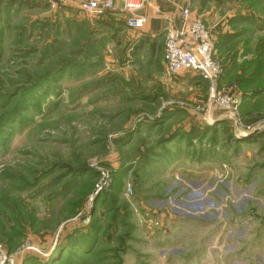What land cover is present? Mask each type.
Returning a JSON list of instances; mask_svg holds the SVG:
<instances>
[{"label":"rangeland","instance_id":"374dc122","mask_svg":"<svg viewBox=\"0 0 264 264\" xmlns=\"http://www.w3.org/2000/svg\"><path fill=\"white\" fill-rule=\"evenodd\" d=\"M184 1L232 118L121 15L0 0V264H264V0Z\"/></svg>","mask_w":264,"mask_h":264},{"label":"built area","instance_id":"2783aa9c","mask_svg":"<svg viewBox=\"0 0 264 264\" xmlns=\"http://www.w3.org/2000/svg\"><path fill=\"white\" fill-rule=\"evenodd\" d=\"M52 7L66 0H48ZM78 7L90 15H123L126 28L140 31L145 28L148 17L142 13L151 0H124L122 10L118 9L113 0H74ZM175 2V0H172ZM181 26L172 19H167L165 28L164 64L170 75L176 76L189 70L200 75L211 89V97L216 109L222 112H234L240 106V100L229 93L224 87L217 90L222 66L217 58L213 43V32L201 17L194 16L192 6L181 7ZM128 192H131L130 187ZM156 225L158 223H155ZM5 258L1 264H4Z\"/></svg>","mask_w":264,"mask_h":264},{"label":"crops","instance_id":"0c3cea01","mask_svg":"<svg viewBox=\"0 0 264 264\" xmlns=\"http://www.w3.org/2000/svg\"><path fill=\"white\" fill-rule=\"evenodd\" d=\"M116 7L122 10L124 0H113ZM142 1V0H133ZM152 5L144 7L142 13L148 17L147 25L143 30H140V39L138 44L140 47H154L155 41L158 38H164L165 40V28L167 25V19H172L177 26H181V7L185 5L184 0H151ZM119 15V14H118ZM122 22H124V16L121 15ZM126 27V26H125ZM162 63L164 64V53Z\"/></svg>","mask_w":264,"mask_h":264},{"label":"water","instance_id":"95a60500","mask_svg":"<svg viewBox=\"0 0 264 264\" xmlns=\"http://www.w3.org/2000/svg\"><path fill=\"white\" fill-rule=\"evenodd\" d=\"M213 99V98H212ZM211 106H214V100H212V103H211ZM226 115V117L228 118H232L234 117L233 115H235L233 112H225L224 113ZM264 127V122H262L261 124L258 125V128L256 129V131L252 134H250L249 136L250 137H253V136H257V134L259 133V131L261 130V128Z\"/></svg>","mask_w":264,"mask_h":264},{"label":"trees","instance_id":"16d2710c","mask_svg":"<svg viewBox=\"0 0 264 264\" xmlns=\"http://www.w3.org/2000/svg\"><path fill=\"white\" fill-rule=\"evenodd\" d=\"M16 3H18V2H24L25 0H14ZM200 78L202 79V80H204L201 76H200ZM257 122V119H251V120H249V121H247V125H252V124H254V123H256Z\"/></svg>","mask_w":264,"mask_h":264}]
</instances>
